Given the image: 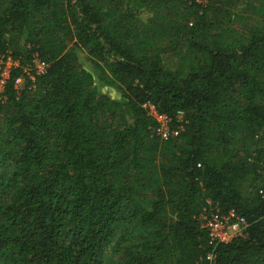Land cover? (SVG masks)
Here are the masks:
<instances>
[{"label":"trees","instance_id":"obj_1","mask_svg":"<svg viewBox=\"0 0 264 264\" xmlns=\"http://www.w3.org/2000/svg\"><path fill=\"white\" fill-rule=\"evenodd\" d=\"M249 7L264 18V0H0V57L17 61L0 85V264H264ZM146 104L180 132L161 137ZM207 211L246 226L211 240Z\"/></svg>","mask_w":264,"mask_h":264},{"label":"built area","instance_id":"obj_2","mask_svg":"<svg viewBox=\"0 0 264 264\" xmlns=\"http://www.w3.org/2000/svg\"><path fill=\"white\" fill-rule=\"evenodd\" d=\"M39 62L42 64V69H43L44 63L40 60ZM0 75H1L0 85L2 86L4 81L2 82L3 76H2L1 68H0ZM151 106L153 107L152 109L153 115L156 117L158 121L157 126H156V131L158 134H160L161 137L167 138L169 137V135L178 134L180 132L182 128V124L178 125L176 128H171L170 123H169L170 117L164 113L157 112L152 104ZM181 115H182V112H179L178 116L181 117ZM226 215L229 218L228 226H232L233 228H238L240 225L243 226V228L246 226L245 219L243 217L237 216L233 211L225 215L222 213H219L218 211H207L202 214V218L204 219V224L208 228L209 236L211 240L229 239V238H226V234L224 233L222 229L223 227L222 221L224 220Z\"/></svg>","mask_w":264,"mask_h":264},{"label":"rangeland","instance_id":"obj_3","mask_svg":"<svg viewBox=\"0 0 264 264\" xmlns=\"http://www.w3.org/2000/svg\"><path fill=\"white\" fill-rule=\"evenodd\" d=\"M240 14L242 15V17L238 20L242 21V23L244 25L247 24L249 26H254V27H258V26L264 27V18H262L261 13H259L253 7H249L247 12L240 11ZM239 39L240 38H238L236 35H233V34H230V36L228 37V40H230L233 44H238ZM16 63H17V61L16 60L13 61L10 57H7L6 59H2V57H0V68L2 69V76H3L2 82L8 76L11 64H16ZM35 67L37 68V70L42 69V64L39 62V60H36ZM16 83H17V85H22L23 84V78L18 77L16 79ZM102 89L112 97L117 96V91L114 87L106 85V86H103ZM145 106H146L147 110L153 114V111H152L153 107L151 106V104H146ZM117 117L120 120H123V118L121 116L118 115ZM228 221H229V218L226 215V217L222 221V223H223L222 229H223L224 233L226 234V238H230L234 234L241 232V230L243 228V226H241V225L238 228H233L232 226H228Z\"/></svg>","mask_w":264,"mask_h":264}]
</instances>
